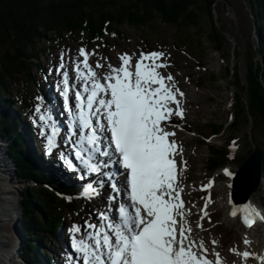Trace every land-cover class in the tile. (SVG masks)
I'll use <instances>...</instances> for the list:
<instances>
[{"label": "snow or ice", "instance_id": "snow-or-ice-1", "mask_svg": "<svg viewBox=\"0 0 264 264\" xmlns=\"http://www.w3.org/2000/svg\"><path fill=\"white\" fill-rule=\"evenodd\" d=\"M94 54L85 48L78 50L83 60L74 62V71L82 88L74 92V110L69 73L61 71L65 69L63 59L57 69L63 77L59 93L68 131L78 137L70 142L79 165L71 159L67 164L73 171L79 168L80 178L95 175L96 186L86 183L84 198L94 197L107 186L112 193L107 199L123 196L125 200L117 215L101 212L98 225L86 222L90 231L84 238H77L81 226L74 224L69 229L76 257L82 264H222L219 253L211 261L203 240L197 242L192 237L189 211L181 199L183 186L175 157L182 150L171 139L175 133L168 129L178 127L170 123L174 116L183 119L184 94L175 88L171 74L165 76L160 71L169 67L165 54L141 52L133 67L132 57L125 53L119 57L120 67L108 65L109 70L102 74L88 63ZM102 67L99 62L95 65ZM35 111L41 113V108ZM39 119L45 126L41 134H47V147L52 149L59 131L53 116L41 114ZM224 174L231 175L227 169ZM212 184L209 181L201 190L207 191ZM208 203L210 199L205 208ZM241 213L245 227H252L257 220L264 222V213L250 204ZM230 214L238 216L235 206ZM244 243L250 242L245 239ZM236 254L245 259L253 255L248 251ZM255 258L264 264V256Z\"/></svg>", "mask_w": 264, "mask_h": 264}, {"label": "rangeland", "instance_id": "rangeland-1", "mask_svg": "<svg viewBox=\"0 0 264 264\" xmlns=\"http://www.w3.org/2000/svg\"><path fill=\"white\" fill-rule=\"evenodd\" d=\"M226 1L230 3V6L227 7L225 5ZM241 3H244V1L218 0L221 14L218 15L214 11L216 21L222 17L226 24L232 25H229L228 30L234 33L236 39L226 36V40L237 48V54L227 51V46L225 45L223 52H215L209 43L207 35L212 25L210 20L205 17L202 21V30L205 31L204 34H200L196 28H191L185 31V36H181L179 35L180 33H177L176 28L157 21L153 25L154 30L158 32L157 36L151 34L147 27L135 30L129 26H125L121 30L125 38L114 40L108 44H87L79 37L69 38L67 35H64L61 42L56 46L57 49L52 50L51 55H43L38 60L41 63V67L45 70L46 63L49 66H53L56 64L58 58L60 64L62 59L63 63L64 61H73L74 64L75 60H83L82 57H78V50L85 48L89 53L94 52V55H90L94 58V62H99L108 71V65L114 66L113 60L117 61V66H121L119 57L122 54L126 53L130 57L137 55L135 59L138 60L141 50L146 51L147 49L145 46L146 43L152 46V51L165 54V62L169 67L161 69V71L164 75L171 74L173 76L175 88L184 93V114L189 113L188 119L183 116V119L175 120L174 123L178 125L179 133H183V137L177 138V141L184 143L183 153L185 156H181L183 167L180 170H186V172L184 171L185 177L183 180L184 184H182L183 192L181 196L187 200L189 210L198 209L196 216L194 213L193 216L192 214L190 215V219L194 221L193 223L191 222V226L198 223L202 224V228L197 233L195 232L197 230L194 231L196 233L195 239L198 235L202 234L203 237L201 239L204 241V247L210 256H213V259H215V253H219V257L224 259L226 264L238 259L236 253H240L243 247V242L246 239V236H244L245 233L253 235V243L255 245L252 247L251 254L253 255L248 259V264H254L255 256L261 251L264 240V225L259 226L257 231L251 230V232H245L242 230L243 226L239 220L232 221L230 218H227L231 207L234 205L230 204V207L228 206L225 209L227 204H229L230 198V178L223 175V171L227 169L235 172L238 166L237 161L247 157L255 149L264 153V136L257 135L256 139H253L254 132L251 122L248 123L246 119L242 118L238 120L237 124L230 123L232 98L234 92L237 91L234 70L236 68L239 69L242 83L245 84L248 74V46L249 44H253L255 46L254 49H256L258 39V34L254 32L255 27L252 23L250 10L247 8L243 11ZM217 26L220 27L218 22ZM180 37H185L186 41H180ZM71 41H74V43L68 44ZM175 41L184 47L185 50H188L190 55H185L177 51L174 46ZM50 43V38L42 42L43 45H50ZM188 43H191V45ZM199 44L202 45L201 48H198ZM192 46L196 47L198 51H193L191 49ZM201 58H203L201 67H197V63ZM72 68H74V65ZM100 69L101 71H106L103 68ZM35 75L33 74L34 78H36ZM39 75V79L44 78L42 72ZM187 75L191 76V80H185ZM199 79H202L203 82L201 86L197 87L196 85L199 83ZM7 87H9L8 91H11V95L16 96V90L14 87H11L10 83H8ZM189 93L195 96L193 105H190V101L186 99ZM0 98L7 100L6 96H1ZM243 103H247V97L244 95ZM36 108L37 106L33 105V120L36 121V125L41 124L40 137H43L44 135L41 133L44 125L40 122L39 117L40 114L44 113L42 110L41 113H37L35 111ZM186 124L188 127H185ZM216 126L222 127V134L218 137H213L211 132L213 127ZM231 140H234L235 146H233V143L231 144ZM181 142H179L180 145ZM205 142H208L209 145L203 144ZM211 147L216 150H220L221 148L228 149L229 151L232 150L233 154L235 153L233 159L228 161L226 167L220 170H213V166H208L207 169V158L210 156ZM209 181H213L212 187L207 191H202V186L207 185ZM20 182H22L21 186L23 189L28 188L29 184L26 183L27 181L21 180ZM208 199L211 200V203H208L205 208V203ZM252 201L253 206L256 208H263L264 189L254 195ZM87 203L91 205L92 198H90V201L87 200ZM39 212L37 215H40ZM204 212H207V215H204ZM99 216L100 213L98 210L87 209L82 216L67 217L65 220L66 230H63L61 233L58 231L56 235L65 236V234H69V229L74 224L79 226L81 224L85 226L86 222L90 224L95 222L98 224ZM201 217L203 218L201 219ZM6 224L7 222L1 221L0 219V240H2V235L8 232ZM83 233L84 231H81L77 238H80ZM213 241L216 243L213 244ZM8 242L9 239L7 238L5 245ZM65 244L68 247L70 241ZM46 248L47 250L51 249H49V246Z\"/></svg>", "mask_w": 264, "mask_h": 264}, {"label": "trees", "instance_id": "trees-1", "mask_svg": "<svg viewBox=\"0 0 264 264\" xmlns=\"http://www.w3.org/2000/svg\"><path fill=\"white\" fill-rule=\"evenodd\" d=\"M243 1L242 10H250L254 32L259 40L256 49L253 44L248 46L245 84L242 83L239 69L234 70L237 91L232 98L230 116L235 124L242 118L251 122L255 140L257 135L264 136V0ZM225 5L228 7L230 3L226 1ZM214 11L221 14L218 0H0V93H6L14 103L26 106V86H32L33 80L30 70L35 69V61L42 54L39 44L48 37L58 42L65 33L72 37L89 36L101 41L104 37L117 35L126 24L135 28L147 27L154 32L153 25L161 21L176 28L180 34H185L191 28L204 34L202 21L206 17L212 25L207 35L215 52H223L225 45L227 51L237 54V48L226 40V36L236 39L234 33L228 30L231 24H226L222 17L216 21ZM179 40L186 41L185 37ZM201 47L199 44L198 48ZM192 49L198 50L196 47ZM21 74L25 80L21 79ZM23 81L24 84L21 83ZM8 83L17 88V98L7 91ZM243 95L247 97V103H243ZM5 105L8 107L10 104ZM221 129V126L213 127V133ZM32 131L36 134L33 128ZM0 135L10 141L9 151L20 176L37 181H40V177L44 179L42 173L29 163L25 166L24 156L20 154L21 150L25 152L20 127L17 124L6 127L0 118ZM211 154L208 165L213 166L212 169L226 165L232 157L228 149L216 150L211 147ZM245 159H239L238 166ZM24 206L22 221L26 233L32 236L34 230H39L41 234L38 237L45 243V233L60 228L66 215L76 216L83 212L79 205L66 203L45 188L27 190ZM31 206L40 209L45 217H38ZM32 248H35L34 244L28 241L23 256L34 261Z\"/></svg>", "mask_w": 264, "mask_h": 264}, {"label": "bare ground", "instance_id": "bare-ground-1", "mask_svg": "<svg viewBox=\"0 0 264 264\" xmlns=\"http://www.w3.org/2000/svg\"><path fill=\"white\" fill-rule=\"evenodd\" d=\"M71 56V55H70ZM76 56V55H75ZM133 57H135V56H133ZM76 61V60H75ZM89 64L93 67V68H95L94 66V58L91 56L90 58H89ZM70 63V66L72 65V62H69ZM113 64H114V66H117V61L116 60H113ZM74 65V64H73ZM68 67V65L67 64H65V68H68V71L69 72H71V73H75V71H74V69H72V70H70V68L71 67ZM179 68V67H178ZM104 70H106L105 68H103ZM96 72H99V69H96L95 70ZM100 72L101 73H104L105 71H101V69H100ZM7 88H9V87H7ZM184 98L182 97V99H181V105L182 106H185V101L183 100ZM186 99H188L189 101H190V105H193L194 104V99H195V96L194 95H192L191 93H189L188 94V96L186 97ZM172 107H174L175 108V105H173ZM187 111H188V109H187ZM183 113H184V111H183ZM188 115H189V113L188 114H184L183 116L185 117V118H189L188 117ZM175 120H180V118L179 117H173L172 118V120H171V124H174L175 123ZM185 127H188V125L186 124L185 125ZM175 133V136L174 137H172V139H177V138H179V137H183V133H179V131L177 130L176 132H174ZM177 144V146H178V150H182V148H181V146H180V144H179V142H177L176 143ZM4 155H7V153L5 152L4 153ZM183 156H185V154L183 155ZM188 158V157H187ZM191 160V159H190ZM181 162L180 161H178L177 162V167H179V168H181ZM4 167V165H1L0 164V168H3ZM4 174H9L10 172H12V170L11 169H9V170H7V169H5V172L4 171H2ZM11 177V176H10ZM11 178H14L13 176L11 177ZM12 181H11V183L13 182V183H15V181H14V179H11ZM25 181V180H24ZM12 183V184H13ZM15 184H17V183H15ZM22 185V182H18V186L20 187V189H23V187L21 186ZM18 186H15V188H19ZM12 193L13 194H15V190H14V187H13V185H7V182L6 181H4V179H2L1 181H0V217L2 218V217H4V211H13L12 213H16V215H20V214H23L24 212H23V210L22 209H20V206H19V210H17V209H15V207L14 206H10V204H8V202L10 201V202H12V201H14V205H16L17 203H18V201H19V197H13V195H12ZM21 195V194H20ZM3 200H5L7 203H6V205H3ZM229 202L230 203H232L231 202V199L229 198ZM252 205L253 206V201H248L246 204H243V206L241 207V209L244 207V206H247V205ZM18 205V204H17ZM4 207H5V209H4ZM255 209H257L258 210V208H256L255 206H253ZM233 209V208H232ZM232 209H231V211H232ZM231 211L229 212V214L227 215V218H229L230 216H231ZM259 211V210H258ZM193 213L195 214V216L198 214V209H191L190 210V214H192V216H193ZM238 217V216H237ZM232 218V219H231ZM231 220L232 221H234V220H236V218H233L232 216H231ZM2 221H5L4 220V218H2L1 219ZM189 221H190V224H191V222L193 223L194 221L193 220H191V219H189ZM6 222V221H5ZM264 223V222H263ZM12 224H14V223H12ZM197 225H199V224H195L194 226H191L190 225V227H191V229H192V237L194 238V227L195 228H198V230H199V228L200 227H198ZM202 226V225H201ZM202 228V227H201ZM244 228V227H243ZM245 229V228H244ZM86 231L87 232H89L90 231V229H88V228H86ZM6 232V231H5ZM196 232V231H195ZM196 235V234H195ZM245 236H246V239L250 242L248 245H245V243L243 242V247H242V249H241V251H240V253H242L243 251H248L250 254L252 253V247H254L255 245H254V237L253 236H249V235H247L246 233H245ZM203 237V235L201 234V235H198V237L195 239V240H197V242H198V240L199 239H201ZM58 239V238H57ZM79 239V238H78ZM208 240V239H207ZM245 241V240H244ZM255 241H256V237H255ZM204 242V241H203ZM206 242V241H205ZM1 240H0V246H1ZM7 243V242H6ZM15 243L17 244V239L15 240ZM13 244V243H12ZM8 245V244H7ZM6 254V255H5ZM215 256V255H214ZM256 256H264V240H263V242H262V249H261V251H259L257 254H256ZM237 257H238V259H236L234 262H229L228 264H248V259H245V258H243L242 257V255H237ZM11 258H13L12 256H10V254L9 253H7V250H5L3 247H1L0 248V263L1 262H3V263H5L8 259H11ZM217 258V257H216ZM15 262L16 263H14V264H17V260H15ZM224 263H226V261H224V259H222V264H224ZM254 264H261V262L258 260V259H256L255 258V260H254Z\"/></svg>", "mask_w": 264, "mask_h": 264}, {"label": "water", "instance_id": "water-1", "mask_svg": "<svg viewBox=\"0 0 264 264\" xmlns=\"http://www.w3.org/2000/svg\"><path fill=\"white\" fill-rule=\"evenodd\" d=\"M263 161L260 151L255 149L235 172L231 184V198L235 205L246 204L259 190Z\"/></svg>", "mask_w": 264, "mask_h": 264}]
</instances>
